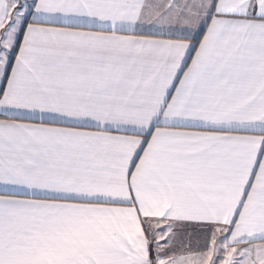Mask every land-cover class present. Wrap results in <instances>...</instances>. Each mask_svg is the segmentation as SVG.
<instances>
[{"label": "snow or ice", "instance_id": "snow-or-ice-1", "mask_svg": "<svg viewBox=\"0 0 264 264\" xmlns=\"http://www.w3.org/2000/svg\"><path fill=\"white\" fill-rule=\"evenodd\" d=\"M0 264H264V0H0Z\"/></svg>", "mask_w": 264, "mask_h": 264}]
</instances>
